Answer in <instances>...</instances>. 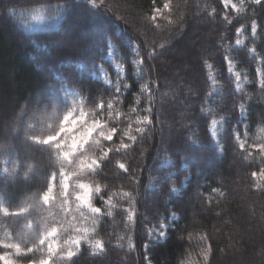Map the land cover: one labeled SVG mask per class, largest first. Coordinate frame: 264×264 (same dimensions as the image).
Here are the masks:
<instances>
[{
	"label": "trees",
	"instance_id": "1",
	"mask_svg": "<svg viewBox=\"0 0 264 264\" xmlns=\"http://www.w3.org/2000/svg\"><path fill=\"white\" fill-rule=\"evenodd\" d=\"M58 2L60 0H0V130L2 122L20 112L37 88L55 85L60 75L73 74L83 79L85 94L90 87L93 97L111 94V89L105 90L103 84L92 82L96 77L91 74V61L95 59L100 63V53H106V49L99 28L93 27L96 24L91 26V19L85 18L89 7L85 0H71V10L59 23L32 19L42 14L41 4ZM164 2L105 0L110 11L102 12L101 17L114 33L112 38L118 51L131 58L132 46H137L139 54L145 58L147 71L145 79L139 82L129 76L127 82L133 86L119 107L125 115L119 118L118 126L127 128L132 123L135 127L136 114L130 113V109L136 106L138 96L139 109L146 106L147 99L140 93V84L149 78L157 82L152 87L154 112L159 121L154 116V127L133 149L114 156L112 162L94 176L96 181L109 186L108 192L121 187L134 194L138 190L134 225L126 226V213L114 210V216L104 218L98 229L99 237L108 242L106 252L93 256L87 245H83L82 254L74 258L75 264H148L145 255L150 258V264H204L202 252L209 245L212 251L208 264H264V189L253 188L256 181L251 177L252 171L258 172L264 167V161L258 151H253L251 160L243 158L247 153L239 149L232 135L236 118L225 124L227 131L222 132L221 148H214L209 143L210 137H206V121L212 117L201 114L203 106L212 109L216 118L221 115L239 117L238 111L233 112V105L243 100L248 108L247 117L236 130L244 136L247 126V132L254 137L258 125L264 126V93L256 82L255 59L248 52L255 47L264 57V5L247 2L244 11L229 13V24L223 19L227 10L221 0H170L171 13L164 10L163 18L152 22L153 8L163 9ZM7 9H15L16 14L10 17ZM198 20L200 25L196 23ZM253 20L259 25L255 37L251 33ZM241 25L246 29L247 44L236 48L235 29ZM88 43L94 45L83 47ZM229 44L233 48L225 53L221 45ZM80 45L83 48L78 51ZM178 47L181 49L176 53ZM149 52L157 55L149 60ZM225 54H232L239 67L247 70L250 82L245 93L234 91V81L222 59ZM204 61L213 65L222 82V89L214 95ZM183 62L188 67H179ZM103 63L108 68L110 61ZM126 70L134 73L135 68L127 66ZM174 70H178V76ZM93 107L87 105L88 109ZM143 114L139 111V115ZM193 134L204 147L200 149V144L195 145L200 150L190 160H182L187 151L184 141ZM40 156L47 160L46 154ZM166 157L171 161L169 164H164ZM117 159L130 163L128 174L115 167ZM183 168L188 171L184 172ZM165 173L174 174L169 184L175 182L180 191L169 196L167 186L157 180L155 187L147 188L146 194L150 178ZM47 174L43 172L44 177ZM133 177L139 184L133 182ZM161 188L163 192L159 191ZM213 189H219L224 195L214 193ZM173 212L179 216L174 222L170 221L174 230L169 229L165 240H153L145 251L144 243L149 240L145 224L158 223L160 216ZM120 235L132 236L135 249L129 251L127 239L122 241L123 247L118 246L116 239Z\"/></svg>",
	"mask_w": 264,
	"mask_h": 264
},
{
	"label": "snow or ice",
	"instance_id": "2",
	"mask_svg": "<svg viewBox=\"0 0 264 264\" xmlns=\"http://www.w3.org/2000/svg\"><path fill=\"white\" fill-rule=\"evenodd\" d=\"M85 2L89 6L87 14L92 17L93 22L99 28L104 41L103 47L106 49V53L104 51L100 53V63H97L95 59L91 61V74L96 77L92 82L103 84L105 90L111 89V94L108 97L103 95L93 97L91 96L93 89L90 87L87 88L88 94H85L86 86L83 79L73 74L60 75L55 85L45 84L43 86L41 93L36 97V107H33L30 98L28 103L21 106L19 113L2 122L0 179L28 183L38 168L48 173L37 193L21 201L12 210L5 196L0 195V214H3L5 218L13 217L18 221H24L16 233L18 239H15L12 232L8 230H5L3 238H0V245L5 249L14 250L0 253V261L3 264H19V260L14 259L13 256L26 259L27 264H75L74 258L82 254V245H87L93 256H101L106 252L105 245L108 243L98 235L103 219L113 217L114 210L117 209L126 213V226L134 225L137 217L138 190L134 194L121 187L119 191L108 192L107 184H101L99 181L88 178L99 175L103 168L112 162L114 156L126 154L132 150L138 140L154 127V116L159 121L158 114L154 112L155 100L152 87L157 82L149 78L140 84V93L147 99L146 106L139 109L141 100L138 96L136 106L130 109V113L136 114L135 127L129 123L127 128H120L119 118L125 114L121 113L119 107L126 93L133 86L127 81L130 75L137 78L136 82L145 79L147 75L144 67L145 58L139 54L134 44L131 58L118 51L117 43L112 38L114 33L108 30L101 17L102 12L110 11V8L105 5V0H85ZM221 3L225 9L231 8L237 13L244 11V0H241L239 6L233 0H221ZM251 4L261 6L264 5V0H251ZM71 8V0H60L56 4H41L42 14L33 16L32 19L59 23ZM164 10L171 13L170 0H165L163 9L153 8L151 21L155 22ZM214 12L215 10L213 14ZM7 13L10 17L14 16L16 10L7 9ZM223 19L231 23L227 12ZM169 22L171 23V20ZM245 30L243 25L236 27L234 42L236 48L245 44V41L241 39ZM257 31V21L253 20L251 23L253 37L256 36ZM221 46L225 53H230L233 48L232 44ZM248 52L251 58L257 61L256 82L259 90L264 93V57L257 58L255 48L248 49ZM155 55L157 53L149 52L148 59L151 60ZM222 59L225 70L235 81L234 91L243 93V85L248 82L247 72L234 70L237 65L230 54L223 55ZM104 61H110L108 68L104 66ZM204 65L209 70L208 79L215 88L216 79L211 72L213 65L208 61H204ZM127 66H134V73L127 72ZM45 100L44 106L39 107ZM89 104L94 107L86 110ZM49 108L52 110L51 113L48 111ZM139 111L145 114L139 115ZM236 111L239 112V117L221 115L217 119L212 109L201 107L203 116L212 117L206 121V137H210L209 143L214 148H221L219 142L221 133L227 131L224 125L236 118L237 125L232 127V135L239 149L247 153L243 158L246 161L251 160L253 151H258L261 160L264 161V142H259L264 141V126L258 125L256 142L247 145V126H245L244 139H241L240 132L236 130L246 118L245 114L248 112L246 102L242 100L238 105H233V112ZM26 116L27 120L24 119ZM112 124L117 126L114 127ZM38 128L41 135L35 134ZM195 135L189 136L184 141L187 151L183 153L182 160H190L196 151L203 149L204 144L196 139ZM117 140L119 143L116 142ZM13 141H20L27 148L39 150L42 156L46 154L47 160L37 161L29 154H22L13 145ZM109 144L112 146L106 147ZM197 144H200V149L195 147ZM115 167L123 174H128L130 163L117 159ZM183 171L187 172L188 168H183ZM173 175V173H165L161 177L150 178V183L146 186V194L147 188L155 187L157 180L167 186L169 196L178 193L180 188L175 182L169 184ZM251 177L256 181L253 188L264 189V167H261L258 172L252 171ZM132 179L134 183L139 184V180L135 177ZM185 179L187 180V177ZM159 191L163 192V189ZM106 192L107 196H105ZM213 192L224 195L219 189H213ZM115 198L126 201L128 207H120L115 202ZM96 202H99L100 206H97ZM33 212L40 214L33 219L31 218ZM166 220L174 222L176 213H166L160 216L157 224L146 229L149 240L144 243L145 251L153 239L165 240L168 238L169 229L174 230L173 224L165 223ZM125 239H127L129 251L134 250L135 244L130 236L127 238L123 235L118 236L117 245L123 247L122 241ZM211 251L209 245L202 252L204 264H208ZM144 259L150 264V258L147 255Z\"/></svg>",
	"mask_w": 264,
	"mask_h": 264
},
{
	"label": "rangeland",
	"instance_id": "3",
	"mask_svg": "<svg viewBox=\"0 0 264 264\" xmlns=\"http://www.w3.org/2000/svg\"><path fill=\"white\" fill-rule=\"evenodd\" d=\"M233 2L236 3V4L239 6L240 3H241V0H233ZM247 2H251V0H244V8H245ZM222 5H223V4H222ZM226 10H227L226 12H227V14H228V17H229V13H230V12H236V11L232 10L231 8H228V9H226ZM163 13H164V11H163ZM85 18H87V20H88V19H89V20L91 19V20H90V25H91V26L95 24V23L93 22V19H92L91 16H89V15H85ZM158 18H163V14L160 15V16H158ZM158 18H157V19H158ZM229 18H230V17H229ZM89 20H88V21H89ZM88 23H89V22H88ZM196 23H197V25H200V24H201L200 20L196 21ZM93 27H97V25H95V26H93ZM195 27H196V26H195ZM257 27H258V31H259V25H258V23H257ZM258 31H257V34H258ZM257 34H256V36H257ZM241 39H243V40L245 41V44L241 46V47H243V46H245V45L247 44L246 30H245V32L243 33V36L241 37ZM93 45H94V43H88V45H84L83 47H92ZM203 45H204V44H203ZM83 47H81V45H80L79 48H78V51H81ZM136 47H137V46H136ZM251 48H255V47H251ZM251 48H250V49H251ZM180 49H181V47L176 48V53L180 52ZM255 49H256V48H255ZM256 53H257V58H260L261 56L259 55V52L257 51V49H256ZM68 54H69V53H68ZM68 54H67V55H68ZM230 55L233 57L232 54H230ZM254 61H255V66H257V61H256V60H254ZM234 63L237 65V67L234 69L235 71H244V72H247V70H245V69H241V68L239 67L238 61H237L236 59H234ZM185 64H186V65H185ZM179 67H181V68H186V67H188V66H187V63H186V62H183V64H182V65H179ZM174 71H175V70H174ZM176 71H178V70H176ZM176 71H175L174 74H175L176 76H178L179 74H178ZM211 72H212V74L215 76V79H216V87H215V88L213 87V89H212V93L216 94L217 92H219V91L222 89V85H221L222 82H221V80L219 79V73H218V71H217L215 68H212V69H211ZM247 74H248V73H247ZM228 75H229V74H228ZM171 76H172V72H171ZM229 76H230V75H229ZM230 78L233 79L231 76H230ZM233 81H234V79H233ZM249 82H250V77H249V75H248V82L245 83V84L243 85V89H244V92H243V93L246 92V88H247V85L249 84ZM234 86H235V81H234ZM12 87H14V86H12ZM42 88H43V87H41L40 89L37 88V89H36V90H35V91H34V92L28 97V101H29L30 98L32 99L33 107H36V103H35V101H36V97L41 93V89H42ZM214 94H213V95H214ZM26 103H28V102H26ZM26 103H25V104H26ZM45 103H46V100L43 101V102L39 105V107L42 108V107L44 106ZM86 110H90V109H88V108L86 107ZM48 111H49V113H51L52 110L49 108ZM18 113H19V112H18ZM61 114H62V113H61ZM245 115H246V117H247V113H246ZM24 119L27 120L28 117L26 116V117H24ZM217 119H219V118H217ZM224 127H225V125H224ZM2 133H3V125H2L1 130H0V135H2ZM247 133H248V132H247ZM35 134H37V135H41V134H42V133L40 132L39 128L37 129V132H36ZM240 134H241V133H240ZM221 135H222V133H221ZM241 139H244V136H243V135H241ZM126 142H127V141H126ZM219 142H220V145L222 146L221 139H220ZM254 142H256V136L251 137V136L249 135V133H248V139L246 140V144H247V145H251V144H253ZM259 142H264V141H259ZM12 143H13V145H14V146H15V147H16V148H17L22 154H25V153H26V154H29V155H31L34 159H38V161L42 159L41 156H40L41 153L35 151V150L32 149V148H27V147L23 146V145L21 144L20 141H13ZM37 153H38V154H37ZM13 158H15V157H13ZM43 160H44V159H43ZM170 162H171V161H170V159H169L168 157H166V158L164 159V164H169ZM206 163L208 164V159L206 160ZM43 172H44V170H41V169L38 168V171H37L36 174L33 176L32 180H31L30 182H28V183H25V182H23V181L11 182V181H7V180L0 179V195L5 196L6 201H7L8 204L10 205V210H12V209H14L16 206H18L19 203H20L21 201H23V200L27 199L28 197L33 196V194L37 193V190L40 189V187H41V185H42V183H43V181H44ZM21 175H22V172H21ZM88 179H89V180H95L94 177H89ZM117 191H119V190H117ZM125 191H127V190H125ZM115 202H116L120 207H122V208H126V207H128V203H127L126 201L120 200L119 198H115ZM96 203H97V206H100V205H99V202H96ZM41 211H42V210H41ZM39 214H40V213H38V212H33L31 218L34 219V218H36V216H38ZM178 218H179V216L176 214V219H178ZM144 219H145V218H144ZM170 221H172V220H166V221H164V222L170 224ZM23 223H24L23 220H19V221H18L16 218H13V217L5 218V217L3 216V214H0V238H3L4 231H5V230H8V231L12 232L13 237H14L15 239H18V237H16V233L20 230V226H21ZM154 224H157V223H148V224H145V225H146V229L152 227V225H154ZM130 237L132 238V236H130ZM153 240H155V239H153ZM82 247H83V245H82ZM5 251L13 252L14 250H11V249H5L2 245H0V253H3V252H5ZM13 258L19 260V264H27V260H26V259H21V258H19V257H15V256H13ZM0 264H3V262L0 261Z\"/></svg>",
	"mask_w": 264,
	"mask_h": 264
}]
</instances>
